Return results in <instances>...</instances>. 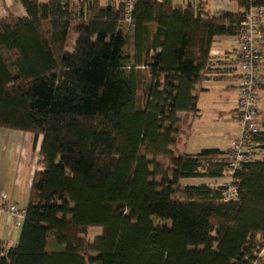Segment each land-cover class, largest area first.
Listing matches in <instances>:
<instances>
[{"label": "trees", "instance_id": "1", "mask_svg": "<svg viewBox=\"0 0 264 264\" xmlns=\"http://www.w3.org/2000/svg\"><path fill=\"white\" fill-rule=\"evenodd\" d=\"M19 1L25 16H0V127L41 145L19 240L0 242V264L264 262V149L234 172L230 201L225 185L182 183L227 179L224 151L175 150L214 38L236 35L250 1L214 15L136 0L128 24L121 0Z\"/></svg>", "mask_w": 264, "mask_h": 264}, {"label": "crops", "instance_id": "2", "mask_svg": "<svg viewBox=\"0 0 264 264\" xmlns=\"http://www.w3.org/2000/svg\"><path fill=\"white\" fill-rule=\"evenodd\" d=\"M42 2L44 0H41ZM181 5H201L214 15L221 12H242L240 0H171ZM26 11L19 0H0V16L22 17ZM235 35L216 36L210 49L206 76L197 86V112L180 114V133L175 146L177 153H197L203 148L226 151L227 139L238 132L236 122L237 58ZM257 86L259 112L264 110V61ZM211 115L209 120L204 116ZM213 128V132L210 131ZM264 129L261 127V130ZM41 136L34 141V134L0 127V197H5L20 208L27 207L30 188L38 168ZM210 178H189L194 184L208 183ZM224 180L226 177L216 178ZM21 227L15 218L0 211V242L17 244Z\"/></svg>", "mask_w": 264, "mask_h": 264}, {"label": "built area", "instance_id": "3", "mask_svg": "<svg viewBox=\"0 0 264 264\" xmlns=\"http://www.w3.org/2000/svg\"><path fill=\"white\" fill-rule=\"evenodd\" d=\"M42 2L41 0H38ZM74 2L75 0H65ZM124 7L123 22H132V12L136 0H121ZM249 7L239 22L235 35L238 55L236 122L238 132L227 139L224 154L218 156V162H224L229 175L222 191L224 201L236 198V188L232 185L233 174L241 166L257 159L253 149V138L260 132L264 122V110L259 112L257 104V86L261 78V63L264 61V5L254 4L249 0ZM0 211H5L15 218V225L22 226L26 209L20 208L5 197H0ZM0 256L3 252L0 251Z\"/></svg>", "mask_w": 264, "mask_h": 264}, {"label": "rangeland", "instance_id": "4", "mask_svg": "<svg viewBox=\"0 0 264 264\" xmlns=\"http://www.w3.org/2000/svg\"><path fill=\"white\" fill-rule=\"evenodd\" d=\"M101 3H104V0H101ZM74 35L73 34H69V36H68V39H67V41H68V48L69 49H71V44L73 43V40H74ZM204 118L206 119V120H209L210 118H211V115H208V116H204ZM213 128H210V131H212L213 132ZM182 183H184V184H194L193 182H189L188 181V179H183L182 180ZM208 183L209 184H212V185H214V184H220V185H224V180H215V179H210L209 181H208ZM99 232H100V228H97V227H93V228H90V231H89V238H93V237H95V236H97L98 234H99ZM259 256L262 258L263 256H264V249H262L260 252H259ZM254 264H264V262H262V261H256Z\"/></svg>", "mask_w": 264, "mask_h": 264}, {"label": "water", "instance_id": "5", "mask_svg": "<svg viewBox=\"0 0 264 264\" xmlns=\"http://www.w3.org/2000/svg\"><path fill=\"white\" fill-rule=\"evenodd\" d=\"M254 149H264V143L255 144L253 146Z\"/></svg>", "mask_w": 264, "mask_h": 264}]
</instances>
